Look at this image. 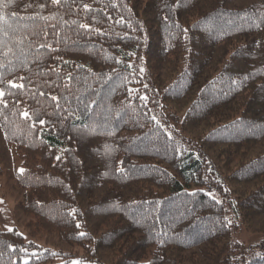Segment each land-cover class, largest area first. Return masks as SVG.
<instances>
[{"label": "trees", "instance_id": "1", "mask_svg": "<svg viewBox=\"0 0 264 264\" xmlns=\"http://www.w3.org/2000/svg\"><path fill=\"white\" fill-rule=\"evenodd\" d=\"M0 41L18 53L0 58V133L37 229L87 263L188 264L197 251L205 264H264V242L231 241L264 216V0H3ZM187 99L185 130L222 113L194 149L157 113ZM258 146L226 178L207 155ZM59 255L0 232V264Z\"/></svg>", "mask_w": 264, "mask_h": 264}, {"label": "rangeland", "instance_id": "2", "mask_svg": "<svg viewBox=\"0 0 264 264\" xmlns=\"http://www.w3.org/2000/svg\"><path fill=\"white\" fill-rule=\"evenodd\" d=\"M154 70L155 73L151 76L157 84H161L172 73L169 67L163 68V70ZM188 100L182 101L181 104L164 103V110L158 108L157 113L160 115V120L167 126L169 133H172L179 140H184V145L188 149H194L197 147L198 140L208 133L209 127L221 120L222 113L215 121L203 124L204 126L197 130H185L181 126V121L187 110L188 106L185 104ZM231 153L230 150L221 148L214 149L213 152H207L211 164L217 169L218 175L224 178L227 177L229 172L235 171L241 163L262 153V147H254L245 153H239L240 156L233 154L228 157V154ZM21 169V160L16 149L8 145L0 133V201H3L0 203V232L16 229L27 242H33L43 249H50L53 252L57 251L64 254L65 256L59 255L55 259V264H94L81 260L82 250L65 245L53 233L37 229L34 226L33 216L23 213L20 207L23 191L16 186L15 178V175L20 173ZM235 188L237 187L235 186ZM231 191H235V189L231 187ZM231 241L235 245L243 247H251L264 242V216L258 217L248 224L241 222ZM185 258L188 264H205L197 251L186 255Z\"/></svg>", "mask_w": 264, "mask_h": 264}, {"label": "snow or ice", "instance_id": "3", "mask_svg": "<svg viewBox=\"0 0 264 264\" xmlns=\"http://www.w3.org/2000/svg\"><path fill=\"white\" fill-rule=\"evenodd\" d=\"M9 2H11V0H9ZM72 2L74 3L75 0H72ZM0 3H3V0H0ZM52 3L53 4H56V5H61V4H66L68 3V0H52ZM83 7L85 9L88 8L87 5H83ZM82 27H87L86 25H82ZM19 47V44H17V48ZM19 53L20 54H23V49H19ZM9 56H17L18 57V53L14 50L13 47L9 46L7 43L3 42V41H0V58H3L5 60L8 59ZM11 63V61H9V64ZM5 65L4 64H0V68L4 67ZM9 83H13V82H9ZM13 87H17V85H15L13 83ZM19 87H23V85H19ZM5 95L4 91L3 90H0V97H3ZM53 100H57L58 98L57 97H53L52 98ZM23 115L28 118L29 117V113L25 112L23 113ZM153 119H155L153 117ZM40 123H44V121H40ZM57 159H59V157H57ZM20 172H23V169L20 170ZM3 201H0V203H2Z\"/></svg>", "mask_w": 264, "mask_h": 264}]
</instances>
